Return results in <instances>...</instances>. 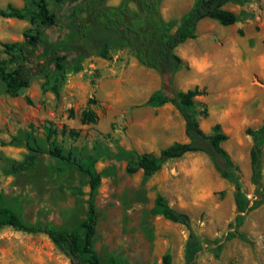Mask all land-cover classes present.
Segmentation results:
<instances>
[{"label": "rangeland", "instance_id": "374dc122", "mask_svg": "<svg viewBox=\"0 0 264 264\" xmlns=\"http://www.w3.org/2000/svg\"><path fill=\"white\" fill-rule=\"evenodd\" d=\"M193 1L162 0V17L177 24ZM123 3L130 19L141 23L142 14L133 1L107 0L105 6ZM7 4L32 7L30 0H0L1 8ZM49 8L55 9L51 1ZM224 8L238 21L231 26L211 19L197 24L196 38L184 44L195 53V63L181 58L174 87L202 91L195 98L196 110L207 111L198 117L200 127L210 133L220 124L228 137L221 147L237 167L245 198L252 201L256 186L251 181L252 139L246 130L255 131L264 123V0L229 2ZM29 27L28 18L0 17V63L7 60L1 43L21 41ZM178 55L182 57L180 50ZM135 59L123 49L110 54V63L84 62L79 72L69 67L56 91L52 77L38 75L13 98L0 82V206H9L29 225L71 229L85 218L92 202L98 213L94 249L103 260L161 264L162 256L169 254L172 264H184L186 228L151 213L160 195L189 216L203 243L196 264H264V205L247 212L238 227L250 243L226 240L235 216L234 188L208 155L190 153L168 160L150 177L125 172L128 160L137 155L158 154L174 142L187 141L182 118L173 107H150L142 101L159 90L160 80L155 71L133 65ZM143 81L150 82L149 91H141ZM89 99L94 102L88 104ZM83 110L96 114L94 123L80 122ZM69 130L77 134L69 135ZM55 147L71 162L51 156ZM89 159L101 176L93 194L88 175L78 168ZM261 161L259 190L264 191V145ZM15 162L26 166L14 170ZM215 240L219 249L206 244ZM68 262L46 235L0 227V264Z\"/></svg>", "mask_w": 264, "mask_h": 264}, {"label": "trees", "instance_id": "16d2710c", "mask_svg": "<svg viewBox=\"0 0 264 264\" xmlns=\"http://www.w3.org/2000/svg\"><path fill=\"white\" fill-rule=\"evenodd\" d=\"M30 9H18L12 4L0 7L1 18L22 20L28 18L30 27L22 33V40L1 43L7 60L0 63V82L4 84L5 93L17 97L29 88L35 76L53 78V89L65 81L69 67L76 72L82 70L83 62L90 57L105 60L112 52L129 49L137 62L157 73L160 88L152 93L145 105L161 107L170 104L184 122L186 142H174L158 154L142 153L128 160L125 172L133 175L142 172L150 177L157 173L168 160L178 159L190 153L208 155L221 177L234 188L235 216L224 235L226 240L239 238L247 243L250 240L238 230L243 216L264 205V191L259 190L262 179V148L264 145V123L257 130H246L252 139L250 150L251 181L256 186L252 201L245 198L238 176L237 167L229 158L221 143L227 140L220 124H215L210 133L204 132L198 117H205L207 111L196 110L195 98L202 95L197 87L180 91L174 87V76L182 66V59L175 49L186 40L196 38L195 28L203 19H211L222 26H231L238 21L237 15L224 7L229 2L244 4L247 0H194L189 11L179 22L165 21L160 11L162 0H129L139 8L141 23H135L129 17L126 3L118 7H107V0H30ZM52 2L54 10L49 8ZM264 43V41H263ZM88 100V104L93 103ZM96 114L92 110L80 113L82 124L94 123ZM65 132V128L61 130ZM69 135H76L73 130ZM49 135L51 132L49 131ZM49 154L53 157L71 162L55 147ZM19 170L26 166L15 162ZM89 177L90 192L93 194L100 185L101 176L93 167V161L78 166ZM153 215L182 225L188 234L184 244V264H196L197 257L203 249L192 228L189 216L172 208L164 197L158 195L151 209ZM98 213L92 202L89 203L85 218L71 229H59L49 225H29L9 206H0V227L10 226L26 233H41L60 249L67 257L68 264H122L110 258L103 260L95 251ZM220 248L219 240L206 241ZM161 264H172L171 256L164 254Z\"/></svg>", "mask_w": 264, "mask_h": 264}, {"label": "crops", "instance_id": "0c3cea01", "mask_svg": "<svg viewBox=\"0 0 264 264\" xmlns=\"http://www.w3.org/2000/svg\"><path fill=\"white\" fill-rule=\"evenodd\" d=\"M203 20H205V19H203ZM202 21V20H201ZM198 26V25H197ZM188 41H193V40H186L183 44H181L180 46H178L176 49H175V52H176V54L178 55V50H180L181 51V56L182 57H180L179 55V57L180 58H184V59H186V60H189L190 62H192V63H195V53H193V52H191V51H189V50H187V48H185V46H184V44L186 43V42H188ZM91 60H94V61H96L97 63H100V65H103V64H107V63H110V61L109 62H107L108 60H105V59H102V58H99V57H90V58H88V59H86L84 62H89V61H91ZM84 62H83V64H84ZM113 62H115V59H113ZM125 62L126 61H123V66L125 65ZM136 64H139L138 62H137V60L135 59V62H133V65H136ZM88 66H90L91 68L92 67H94V65L93 64H89ZM160 80V79H159ZM176 82V79H174V81H173V83H175ZM143 83H145L146 85H145V89L144 88H142L141 89V91L143 92V91H149V89H150V82L149 81H143ZM160 88V85L158 86V88L156 89V90H158ZM155 91V90H154ZM153 91V92H154ZM153 92H151V94L153 93ZM141 93V92H140ZM149 93V92H148ZM151 94H148V96H146L145 98H143V100L142 101H146V100H148V98L150 97V95ZM163 106H171L170 104H165V105H163ZM172 107V106H171ZM181 125H182V127L184 128V122H183V119L181 120Z\"/></svg>", "mask_w": 264, "mask_h": 264}]
</instances>
